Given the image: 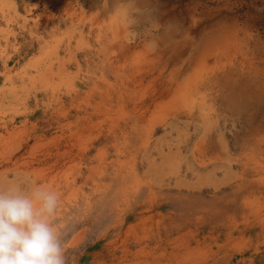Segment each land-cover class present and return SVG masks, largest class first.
I'll return each mask as SVG.
<instances>
[{
  "label": "rangeland",
  "instance_id": "374dc122",
  "mask_svg": "<svg viewBox=\"0 0 264 264\" xmlns=\"http://www.w3.org/2000/svg\"><path fill=\"white\" fill-rule=\"evenodd\" d=\"M37 190L66 264H264V0H0V191Z\"/></svg>",
  "mask_w": 264,
  "mask_h": 264
},
{
  "label": "clouds",
  "instance_id": "9594fccd",
  "mask_svg": "<svg viewBox=\"0 0 264 264\" xmlns=\"http://www.w3.org/2000/svg\"><path fill=\"white\" fill-rule=\"evenodd\" d=\"M58 203L51 192L0 191V264H66L50 223Z\"/></svg>",
  "mask_w": 264,
  "mask_h": 264
}]
</instances>
